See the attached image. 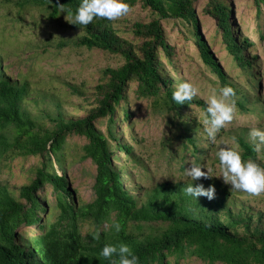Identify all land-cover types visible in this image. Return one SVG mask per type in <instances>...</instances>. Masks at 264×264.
<instances>
[{
    "label": "rangeland",
    "instance_id": "obj_1",
    "mask_svg": "<svg viewBox=\"0 0 264 264\" xmlns=\"http://www.w3.org/2000/svg\"><path fill=\"white\" fill-rule=\"evenodd\" d=\"M36 1L0 0V77L17 88L25 85L18 104L20 111L38 128L50 130L56 119L66 121L84 117L96 107L102 96L101 87L108 81L105 71L120 67L124 59L120 53L78 46L76 42L86 35L84 27L70 23L71 18L60 8L55 15L53 0H44L45 4ZM220 1L231 10V36L241 48L242 61L250 62V66L233 59L226 48L223 30L204 12L208 0H191L198 32L225 82L203 63L189 22L159 19L171 53L167 56L158 50V64L164 78L173 82V90L184 80L192 82L198 88L192 100L203 105L190 100L188 106L176 112L167 108L161 98L138 97L135 92L137 84L131 82L125 91V99L114 106V123H109V116H106L95 122V128L102 132L114 152L113 163L122 171L124 188L139 204L150 200L153 187L158 184L192 183L191 178L184 175V168L198 162L203 171H210L208 178H198L193 182L194 186L203 184L208 188L212 185L215 194L212 200L205 196H199L197 200L192 197L198 206L189 209L191 217L199 221L226 223L230 217L238 219L239 215L240 218H251V230L264 232V192L254 194L232 189L231 183L222 177L216 155L219 147H235L231 139L235 135L254 149L255 161L264 165V148L256 151L255 144L259 141L249 135L253 127L264 129V0L259 7L252 0ZM127 2L131 6L127 15L115 20L97 16L92 22L101 29L109 27L123 42L122 48L131 47L139 55L143 39L134 35V24H148L158 16L139 0L133 4L130 0ZM225 85H231L235 90L236 111L213 141L203 124V111L213 89L218 92ZM123 107L128 118H124ZM110 132L119 143L130 148L129 154L117 149ZM187 138H192L194 144L188 143ZM86 143L82 136L67 135L59 152L68 186L80 204L94 200L95 167L89 159H82V147ZM240 152L242 154V150ZM8 155L7 159L0 158V187L18 197L19 187L34 179L43 157ZM52 169L61 174L53 159ZM37 196L47 212V221H54L57 210L51 187L45 186ZM140 226L138 229L136 224L132 225L131 231L142 239L156 235L157 229L161 233L165 224L153 222ZM91 230L89 222H82L81 234ZM18 231L23 236L38 233L36 226ZM232 232L242 235L243 228ZM173 259L169 258V261ZM178 264L205 263L186 256Z\"/></svg>",
    "mask_w": 264,
    "mask_h": 264
},
{
    "label": "trees",
    "instance_id": "obj_2",
    "mask_svg": "<svg viewBox=\"0 0 264 264\" xmlns=\"http://www.w3.org/2000/svg\"><path fill=\"white\" fill-rule=\"evenodd\" d=\"M135 1L130 0L131 4ZM139 1L158 16L148 24H134V35L143 39L139 55L131 47L122 48L123 42L109 27L101 29L93 22L81 25L86 35L76 42L78 46L120 53L124 59L120 67L105 71L108 81L101 87L102 96L86 116L66 121L56 119L50 130L38 128L18 106L25 85L17 88L0 77V158L7 159L12 153L43 157L34 179L19 187L18 197L0 187V264H112L110 258L102 255L106 243L117 248L121 243L127 244L139 258L138 264H178L186 256L195 257L205 264H264V232L250 229L251 218L238 215V219L230 217L226 223H217L191 217L189 209L198 203H193L192 196L185 193L186 182L158 184L153 187L150 200L139 204L124 188L122 171L113 163L114 152L102 132L95 128V122L106 116H109V123H114V106L125 99V91L131 82L137 84L135 92L140 98H161L167 108L176 112L188 106L189 101L177 104L173 99V82L164 78L158 64L159 49L167 56L171 55L159 19L189 22L203 63L225 82L198 32L191 0ZM252 1L257 7L263 2ZM36 2L47 3L44 0ZM53 2L52 11L56 15L60 4L75 10L81 0ZM230 11L229 6L220 0H208V7L204 9L223 30L226 48L233 59L250 66V62L242 61L241 48L231 36ZM192 103L203 105L196 100ZM122 110L124 118H128L127 110L124 107ZM71 134L86 139L82 159H89L95 167L94 200L87 204L76 202L59 157L66 136ZM109 134L118 150L130 153V148L119 143L111 132ZM187 141L194 144L192 138H187ZM238 143L243 150L242 157L255 160L254 149L240 138ZM52 159L61 174L50 170ZM45 186L51 187L55 197L57 214L52 222L47 221V212L37 196ZM82 222H89L92 230L81 234ZM117 222L119 231L114 228ZM153 222L165 224L161 233L157 229L153 231L156 235L140 239L130 229L133 224L140 229L141 223ZM32 226H36L38 231L33 236H23L18 231ZM239 227L243 228L242 235L232 232ZM113 256L118 264L117 254ZM169 258L174 259L169 261Z\"/></svg>",
    "mask_w": 264,
    "mask_h": 264
},
{
    "label": "clouds",
    "instance_id": "obj_3",
    "mask_svg": "<svg viewBox=\"0 0 264 264\" xmlns=\"http://www.w3.org/2000/svg\"><path fill=\"white\" fill-rule=\"evenodd\" d=\"M130 7L127 0H81L75 10L66 8L64 4L59 5L61 12L66 13L71 18L70 23L76 25H87L97 16L115 20L127 15ZM197 92L198 88L192 82L184 80L177 85L172 96L177 104H183L185 101L192 100ZM234 96V88L231 85H225L218 92L213 89V93L209 97L207 107L203 111V124L206 126L208 136L213 141L226 122L233 119V114L236 111ZM249 135L259 141L255 144V150L261 151L264 148V129L253 127L250 129ZM231 139L235 147H219L216 152L222 177L231 183L234 190L254 194L264 192V165L258 164L251 158H243V150L238 143V138L233 135ZM238 147H240L239 151L237 150ZM240 150H242V154ZM202 169V165L198 162H193L190 168H184V175L192 180V183L185 186L184 191L196 200L199 196H205L212 200L215 194L214 186L210 185L205 188L203 184H196L195 186L193 184L198 178L209 177L210 170L203 171ZM114 228L119 231L120 224L115 223ZM113 254L118 256V264H138L139 258L127 244L121 243L117 248L114 244L106 243L103 246L102 255L110 258L112 264H117V258Z\"/></svg>",
    "mask_w": 264,
    "mask_h": 264
}]
</instances>
